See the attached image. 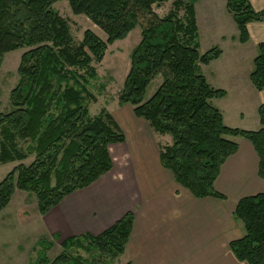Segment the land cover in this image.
Masks as SVG:
<instances>
[{
  "label": "trees",
  "instance_id": "trees-1",
  "mask_svg": "<svg viewBox=\"0 0 264 264\" xmlns=\"http://www.w3.org/2000/svg\"><path fill=\"white\" fill-rule=\"evenodd\" d=\"M56 1L0 0V64L6 52L27 48L9 93L11 108L0 112V163L34 155L0 180V211L15 190H22L34 193L43 215L111 169L108 145L125 141V135L104 107L89 114L86 99L95 101V96L86 85L96 77L91 61H101L107 46L135 27L140 28V40L131 50L117 99L118 104L131 105L153 131L170 135L171 143L159 148L161 165L193 196L223 198L213 183L237 149L228 136H240L251 142L258 175L264 178V102L257 107L261 126L256 130L223 122L211 99L226 91L211 86L200 72V64L216 59L221 50L199 52L194 0H173L162 17L153 6L168 0H67L73 14H84L106 35L103 40L86 29L76 45L71 44L66 21L52 8ZM226 9L240 43L248 40L247 23L264 21V9L255 10L250 0H226ZM252 64L249 79L255 89L264 90V41L257 44ZM157 75L161 82L145 100L146 88ZM19 142L26 143L25 148ZM234 216L244 234L229 242L230 250L247 264H264V192L241 197ZM133 218L128 211L97 235L65 238L52 260L45 255L52 241L42 238L38 264H108L123 253Z\"/></svg>",
  "mask_w": 264,
  "mask_h": 264
},
{
  "label": "crops",
  "instance_id": "crops-1",
  "mask_svg": "<svg viewBox=\"0 0 264 264\" xmlns=\"http://www.w3.org/2000/svg\"><path fill=\"white\" fill-rule=\"evenodd\" d=\"M224 3L226 8V0ZM250 3L255 10L264 9V0ZM215 6L212 0V9L204 19L217 16ZM194 12L197 25L200 18L195 5ZM247 31L248 40L242 45L250 39L256 46L264 41V21L247 23ZM232 33L234 43L238 41V30ZM218 36L221 41L228 38ZM221 55L222 50L211 61ZM249 74L234 69L229 73V86L223 88L226 94L219 98H229V122L225 121V109L218 107L227 126L248 130L261 126L257 107L264 102V90L256 89L257 98L249 111L241 106L245 104L244 93L253 92ZM110 113L125 135V141L108 145L111 169L88 186L64 196L45 214L38 213L36 219L43 233L60 246L70 236L97 235L130 211L134 218L125 249L108 264L118 258L117 264H247L234 256L229 242L244 234L242 222L234 216L237 201L264 192V178L258 175V156L251 142L228 136L237 143V149L222 163L213 183L223 198H198L176 182L159 161V148L171 143L168 134L153 131L147 121L135 116L129 104H121Z\"/></svg>",
  "mask_w": 264,
  "mask_h": 264
},
{
  "label": "rangeland",
  "instance_id": "rangeland-1",
  "mask_svg": "<svg viewBox=\"0 0 264 264\" xmlns=\"http://www.w3.org/2000/svg\"><path fill=\"white\" fill-rule=\"evenodd\" d=\"M186 2L187 0H183ZM217 16L214 19H204L207 12L212 9V0H194L193 4L199 12L197 24V41L199 52L217 47L222 50L219 59L207 64H200V72L207 78L213 87L228 88L229 73L234 69L240 74H248L252 69V59L257 54V46L254 39L242 45L237 40H231L232 32L237 31L230 13L225 8L224 0H213ZM173 0H168L159 5L153 6L154 12L162 17L172 8ZM52 8L66 21L71 36V44L76 45L82 38L84 30L90 29L101 39H105L104 32L92 23L84 14H73L67 0H58L52 4ZM183 15V9L178 11ZM218 34L226 35L227 40L221 41ZM140 40V28H133L124 39H119L109 44L103 54L102 60L91 61L95 68L96 77L89 79L86 85L87 90L95 96V101L86 99L88 111L91 116L104 107L108 112L115 111L121 104H118V95L122 88L123 80L129 69L130 53ZM27 48H18L6 52L0 64V112L10 110L9 93L18 81L17 67L20 55ZM218 68V70H217ZM161 82L159 75L155 76L146 88L144 99L146 100ZM252 93H244L245 104H241L245 112L252 108V103L257 98V90L252 86ZM219 98L211 99L215 107L225 109V121L227 120V100ZM221 101H225L222 102ZM170 137V135H169ZM21 148L26 143L19 142ZM33 154L28 155L21 161L0 163V180L15 165L22 162L28 164L33 159ZM37 199L34 193L15 190L9 203L0 211V264H38L39 251L44 245H39L40 239L52 241L45 255L52 260L60 251L61 246L52 239H49L40 228L37 221L38 215ZM42 232V234H41ZM88 258L87 253L78 250ZM119 258L113 263H119Z\"/></svg>",
  "mask_w": 264,
  "mask_h": 264
}]
</instances>
